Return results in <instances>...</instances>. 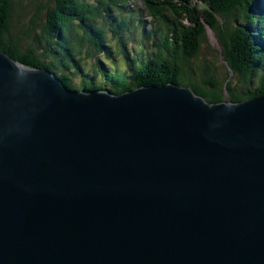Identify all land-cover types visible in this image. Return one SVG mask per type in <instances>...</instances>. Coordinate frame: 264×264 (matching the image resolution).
I'll use <instances>...</instances> for the list:
<instances>
[{
    "label": "water",
    "instance_id": "obj_1",
    "mask_svg": "<svg viewBox=\"0 0 264 264\" xmlns=\"http://www.w3.org/2000/svg\"><path fill=\"white\" fill-rule=\"evenodd\" d=\"M0 264H264V94L75 93L0 51Z\"/></svg>",
    "mask_w": 264,
    "mask_h": 264
},
{
    "label": "trees",
    "instance_id": "obj_2",
    "mask_svg": "<svg viewBox=\"0 0 264 264\" xmlns=\"http://www.w3.org/2000/svg\"><path fill=\"white\" fill-rule=\"evenodd\" d=\"M160 1L142 0L163 26L155 34L131 30L132 17L121 21L119 30L109 23L113 36H123L114 51L111 45V50L101 46L109 42L96 31H105L104 25L103 29L90 25L113 0H0V51L24 66L54 74L75 93L98 89L121 95L133 88L168 83L190 88L208 103L221 101L224 89L230 101L264 93V0H198L196 5L182 0L168 15ZM114 16L126 18L124 13ZM188 20L195 22L192 31L183 25ZM204 22L219 42L225 67L217 64L218 53L209 46ZM122 44L125 51L120 50ZM202 45L217 61L222 76H216L213 63V68L201 63ZM61 49L63 55L58 54ZM102 52L105 55L99 56ZM115 52L123 54L120 63Z\"/></svg>",
    "mask_w": 264,
    "mask_h": 264
},
{
    "label": "rangeland",
    "instance_id": "obj_3",
    "mask_svg": "<svg viewBox=\"0 0 264 264\" xmlns=\"http://www.w3.org/2000/svg\"><path fill=\"white\" fill-rule=\"evenodd\" d=\"M114 1V3H113V5H107V7L105 6V5H102V7H106L107 9H106V11L105 12H103L102 13V15L101 16H99V17H96L95 18V21L93 20V21H91L90 22V25L91 26H94V28H99V29H103V27L101 26V24L102 25H104V29H105V31H101V30H96V31H98V32H100V33H102V34H104V36H105V39H111L110 38V36H111V31L109 30V28H112V26H110V25H113V26H115L118 30H119V24H120V20H118L117 19V17H115L114 15H120V13H121V8H126V9H129V11H132L133 10V7H132V4L131 3H129V1L128 2H125V0H113ZM155 1V0H154ZM194 1H196V0H194ZM137 2L138 3H142V0H137ZM183 1L182 0H161L160 1V3H159V6L162 4L164 7H166V15H168V14H170L169 12H170V9H173V7L175 8L176 7V5H179V4H183L182 3ZM150 3H152V1H150ZM171 3V4H170ZM106 4V3H105ZM193 4L194 5H196V3H194L193 2ZM176 9V8H175ZM264 10V9H263ZM160 12V11H159ZM190 12H192V10H191V8H190ZM189 12V13H190ZM165 13V12H164ZM175 13V12H174ZM192 14V13H191ZM172 16V15H171ZM192 16V15H191ZM102 17H109V18H102ZM176 15L174 14V19H176ZM160 19H164V17H159ZM194 18H195V16H194ZM197 18V17H196ZM220 20H221V18H219ZM177 20V19H176ZM178 20H180V19H178ZM116 22V23H115ZM180 22L182 23V20H180ZM221 23H223V24H225V22L224 21H220ZM108 23H111L110 25L108 24ZM194 24H195V22H193L192 24H191V22L188 20L187 22H184L183 21V25H185V26H187V28H189L190 27V31H192V29L193 28H195V26H194ZM106 26H108V27H106ZM106 27V28H105ZM163 26L161 25V24H159V28L161 29ZM232 31V30H231ZM254 34V33H253ZM112 37L115 39V40H117V39H122L123 38V36H121L120 38H119V36L118 35H112ZM206 39H207V41L209 42V46L211 47V49L212 50H214L215 52H217L218 54H217V59H218V62L217 61H215L214 59L215 58H213V57H211V55L210 54H207L206 53V51H208V49L207 48H205V47H203V45H202V47H201V51H202V53H203V55H205V57H203V56H201L200 55V58H201V63H204V65L205 64H207V65H209V67L210 68H213V65H214V67L215 68H217L218 69V75H216L217 77L218 76H222V71L217 67V64L219 65V66H221V67H225L226 65H225V63H224V61L222 60V54H221V48H220V46H219V42H217V40H216V38H215V35H214V33L212 32V31H210V30H208L207 29V31H206ZM125 41V40H124ZM126 42V41H125ZM256 42H258V46L260 45V40L258 41H256ZM109 45H111V48L112 47H114L115 48V50L114 51H116V46L114 45V44H112V43H110V42H108V41H105L104 43H102L101 44V46H105L104 48H106V49H108V50H111L110 49V47H109ZM183 45V44H182ZM256 45V44H255ZM122 47H124V48H120V50H123V51H125L126 50V47H125V45L124 44H122L121 45ZM252 49V46H251V48H250V50ZM58 54H64V52H63V49H61V52L60 51H58ZM103 55H105L104 54V52H102L99 56H103ZM122 53L121 52H118L117 54H116V52L114 53V58L116 59V62H118V63H120V61H119V59L122 57ZM94 60H95V58H94ZM97 60H95V62H96ZM215 62H217V64L215 63ZM212 63H213V65H212ZM207 65H205V66H207ZM54 75V74H53ZM55 76V75H54ZM233 75H230V77H232ZM56 77V76H55ZM76 79H77V77H76ZM227 82H228V80L225 82V84H227ZM74 83V82H73ZM144 87H147V86H142V87H137V88H133L132 90H135V89H140V88H144ZM183 88H186V87H183ZM190 89V88H189ZM98 90V89H97ZM191 90V89H190ZM91 91V90H90ZM89 92V91H88ZM102 92H104V91H102ZM106 93V92H105ZM224 96H228V92L226 91V89H224V91H223V93H222V97H224ZM251 99V98H250ZM209 103H211V102H209Z\"/></svg>",
    "mask_w": 264,
    "mask_h": 264
},
{
    "label": "bare ground",
    "instance_id": "obj_4",
    "mask_svg": "<svg viewBox=\"0 0 264 264\" xmlns=\"http://www.w3.org/2000/svg\"><path fill=\"white\" fill-rule=\"evenodd\" d=\"M167 85H174L173 83H168V84H166V85H161V86H149V87H152V88H162V87H165V86H167ZM144 88H148V87H144ZM132 91V90H131ZM193 94L195 95V96H197V97H200V98H202L201 96H198V95H196L194 92H193ZM264 93H262V94H260V95H258V96H256V97H259V96H261V95H263ZM108 95V94H107ZM204 101H206L204 98H202ZM207 102V101H206ZM208 103V102H207Z\"/></svg>",
    "mask_w": 264,
    "mask_h": 264
}]
</instances>
